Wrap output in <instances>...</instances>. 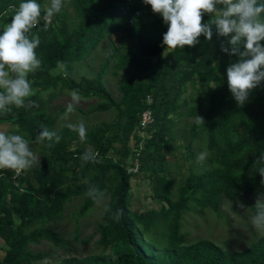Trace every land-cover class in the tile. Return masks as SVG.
<instances>
[{
    "label": "trees",
    "instance_id": "1",
    "mask_svg": "<svg viewBox=\"0 0 264 264\" xmlns=\"http://www.w3.org/2000/svg\"><path fill=\"white\" fill-rule=\"evenodd\" d=\"M45 1L36 0L42 10ZM22 2L26 0H0V24L7 25ZM212 15L203 14L202 23ZM167 27L143 0H62L61 11L53 15L47 30L41 19L27 34L40 40L35 51L42 63L28 75L34 95L27 98L39 107L12 106L10 113H0V124L16 125L24 138L33 140L43 125L61 140L52 148L44 141L40 165L20 175L0 170V238L7 245L4 250L0 246L5 252L0 264H53L43 263L47 251H34L31 245L61 243L59 234L45 224L64 218L67 203L74 198L84 199L76 221L97 204L85 194L86 181L110 197L107 207L113 212L123 209V215L116 222L104 212L98 253L62 258L55 264H264V235L243 250H229L207 238L188 243L190 233L182 227L190 211L209 207L219 211L224 197L234 200L242 191L258 189L261 176L252 165L264 152V83L251 91L242 107L237 105L226 68L238 57L221 51L226 38L216 34L215 25L211 40L201 35L195 46L171 52L161 47ZM106 39L112 45L98 73L77 79L76 65ZM111 65L112 73L121 75L119 100L104 81ZM189 85L195 92L185 97ZM66 89L77 90L81 98L99 99L89 112L114 110L115 117L87 128L84 141L67 128L68 123L55 130L58 116L49 111V102ZM184 108L193 119L188 158L197 160L194 145L206 134L210 167L192 171L177 183L168 155L175 150L174 116L184 114ZM148 109L154 121L142 128V114ZM197 115L205 124L195 123ZM145 131L147 137L142 135ZM88 150L97 154V162L80 159ZM140 172L149 179L150 197L158 208L132 206V180Z\"/></svg>",
    "mask_w": 264,
    "mask_h": 264
},
{
    "label": "clouds",
    "instance_id": "2",
    "mask_svg": "<svg viewBox=\"0 0 264 264\" xmlns=\"http://www.w3.org/2000/svg\"><path fill=\"white\" fill-rule=\"evenodd\" d=\"M143 3L150 5L153 13L160 14L163 22L168 25L161 44L165 51L183 49L185 45L195 46L199 43L198 37L201 35L211 40L212 25H215L216 34L226 38V41L221 42V51L238 57L236 62L230 63L226 68L228 88L237 105L242 107L248 101L251 91L264 83V44L260 43L264 41V19L261 18V14H264V2L143 0ZM61 7L62 0H51L50 7L43 10L36 0H26L20 3L11 21L0 32V113H10L12 106L39 107L35 101L27 98L34 95L28 75L40 69L42 63L35 51L40 40L38 37L30 39L27 34L39 25L41 19L44 21V30H47L53 15L59 13ZM205 13L214 15L207 23H202ZM61 70L65 77L69 75L64 65H61ZM80 101L81 96L74 89L64 113L65 120L74 111V105ZM195 123L205 124L204 118L197 115ZM67 128L77 132L81 141L86 139V127L83 122L68 123ZM60 140L61 136L57 132L41 125L32 142L47 141L45 147L52 148ZM207 155L206 151L199 153L196 163L202 165ZM80 159L84 163L97 162V154L88 150ZM37 165H40V159L30 149V142L19 134H6L5 127L0 125V170L11 169L15 175H20L24 170ZM252 169L260 174V183L264 185V152H260L254 160ZM66 175L71 176V173ZM86 183L88 187L85 194L94 203L99 204L104 192L97 185L87 181ZM254 206L256 214L251 217L252 224L258 231L264 232V199L261 195ZM104 211L116 222H119L123 215V209L113 212L110 207H105Z\"/></svg>",
    "mask_w": 264,
    "mask_h": 264
},
{
    "label": "rangeland",
    "instance_id": "3",
    "mask_svg": "<svg viewBox=\"0 0 264 264\" xmlns=\"http://www.w3.org/2000/svg\"><path fill=\"white\" fill-rule=\"evenodd\" d=\"M50 5L51 0H46L43 9L50 7ZM148 8L152 11L150 5H148ZM71 14L73 15V13ZM154 14L162 18L158 13ZM5 26L7 25L3 23L0 24V32H2ZM112 38L117 39L116 35H112ZM110 40L111 39L104 40L90 58L76 65L74 75L77 79H80L82 76L92 77L98 73L101 63L105 61L111 48L112 44ZM112 70L111 65L105 73L104 81L111 94L116 100H119L121 93L118 89V82L121 75H114ZM188 88L185 97L195 92V87H192V85H189ZM71 92V90L66 89L49 102V111L58 116L55 130L59 129L65 123L79 124L80 122H83L86 129H89L90 126L95 123L110 121L115 117L116 113L114 110L104 113L89 112L90 108L99 101V99L94 97L92 99L81 98L80 103L74 106H80L83 111L74 108V111L69 114V118L65 120L63 117L67 104L71 100ZM43 94L46 98L48 97L47 92ZM182 111L184 114L174 116L176 120V126L173 130V134L176 137L173 141L175 150L174 153L168 155V158L174 163L172 167L177 183H181L192 171H201L204 168L207 169L210 167L207 158L202 165H198L195 160L188 158L189 151L186 147L189 143L188 129L193 119L187 115V108H184ZM1 125L5 127L6 134H19L23 137V134L17 130L16 125L15 127L11 123H3ZM142 135L147 137L149 134L145 131L142 132ZM200 138L201 143L196 142L194 145L197 156L201 152L206 151L209 153L206 146V134ZM24 139L30 142V149L41 160V144L43 142L33 143V139ZM87 146L89 149L92 148L88 144ZM131 146H134V141L131 142ZM138 174V177L132 180V206L143 210H147L151 207L158 208L160 204L154 201L153 197H150L153 191L151 190L149 179L143 177L141 172ZM260 181L257 184L258 189L253 193L242 191L234 200L224 197L219 211H215L213 208L209 207L203 211L195 209L184 215L182 227L183 231L190 233L187 238L188 243L207 238L223 246L225 249L243 250L264 235V232L258 231L251 221V217L256 214L254 205L257 198L261 195V198L264 199V185H262ZM109 199V196H103L99 204L93 206L83 217H80V219L76 221L75 215L79 213L84 199L83 197L74 198L71 202L67 203L64 218L51 220L45 224L47 228L59 234L61 243L55 244L53 242L43 241L38 244H32L31 248L34 251H47L49 256L43 263L47 261L53 264L57 263L62 258L72 256L82 257L88 254L98 253L102 248L99 242L100 224L103 221L104 208L107 207ZM77 224H79V226H77ZM77 227L78 231L76 230ZM0 246L3 250L7 248L6 243L1 238ZM3 250L0 251L1 256H4L5 252Z\"/></svg>",
    "mask_w": 264,
    "mask_h": 264
},
{
    "label": "built area",
    "instance_id": "4",
    "mask_svg": "<svg viewBox=\"0 0 264 264\" xmlns=\"http://www.w3.org/2000/svg\"><path fill=\"white\" fill-rule=\"evenodd\" d=\"M154 121L153 114L151 110H146L142 114V122L141 125L145 128L148 124H151Z\"/></svg>",
    "mask_w": 264,
    "mask_h": 264
},
{
    "label": "crops",
    "instance_id": "5",
    "mask_svg": "<svg viewBox=\"0 0 264 264\" xmlns=\"http://www.w3.org/2000/svg\"><path fill=\"white\" fill-rule=\"evenodd\" d=\"M3 124V123H2ZM1 125V124H0Z\"/></svg>",
    "mask_w": 264,
    "mask_h": 264
}]
</instances>
